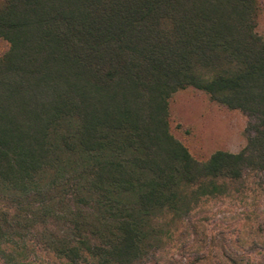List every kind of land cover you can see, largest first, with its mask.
<instances>
[{
	"label": "trees",
	"instance_id": "1",
	"mask_svg": "<svg viewBox=\"0 0 264 264\" xmlns=\"http://www.w3.org/2000/svg\"><path fill=\"white\" fill-rule=\"evenodd\" d=\"M256 0H0V257L146 264L167 226L264 171ZM248 118L237 153L169 132L185 88ZM13 247V248H12Z\"/></svg>",
	"mask_w": 264,
	"mask_h": 264
},
{
	"label": "rangeland",
	"instance_id": "2",
	"mask_svg": "<svg viewBox=\"0 0 264 264\" xmlns=\"http://www.w3.org/2000/svg\"><path fill=\"white\" fill-rule=\"evenodd\" d=\"M255 32L264 37V0H256ZM7 43L0 39V55ZM248 118L185 88L168 100L170 134L196 161L215 151L237 153L245 144ZM225 192L201 198L183 217L168 224L158 251L146 264H264V171H244L226 182ZM13 248V247H12ZM8 264H54L33 241L11 251ZM0 257V264H6Z\"/></svg>",
	"mask_w": 264,
	"mask_h": 264
}]
</instances>
